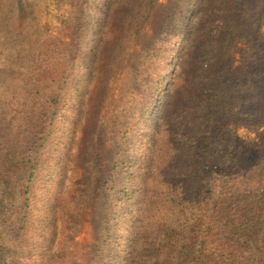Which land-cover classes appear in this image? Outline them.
Here are the masks:
<instances>
[{
  "label": "rangeland",
  "instance_id": "obj_1",
  "mask_svg": "<svg viewBox=\"0 0 264 264\" xmlns=\"http://www.w3.org/2000/svg\"><path fill=\"white\" fill-rule=\"evenodd\" d=\"M76 4L0 0V264H106L117 254L151 264L153 239L174 222L173 190L162 181L181 174L186 146L178 140L210 94L226 34L233 31L240 73L264 83V0H90L87 21ZM185 22L195 26L191 42ZM40 54L48 65L33 64ZM66 83L68 102L42 147L20 224L15 187L44 141L47 101ZM15 99L25 105L18 113L5 108ZM162 103L172 132L154 147ZM250 121L232 126L236 170L264 159V116ZM142 199L149 214L136 223L131 212Z\"/></svg>",
  "mask_w": 264,
  "mask_h": 264
},
{
  "label": "trees",
  "instance_id": "obj_2",
  "mask_svg": "<svg viewBox=\"0 0 264 264\" xmlns=\"http://www.w3.org/2000/svg\"><path fill=\"white\" fill-rule=\"evenodd\" d=\"M89 1L77 0L75 13L81 21L90 18ZM191 2L192 0H186L188 5ZM200 7L198 2L197 9ZM191 13L193 15L189 20L197 15V11ZM173 15V20L176 21L177 9ZM183 26L190 29L185 33V37L187 42H191L195 26L191 28L186 22ZM232 33L233 31L226 34V42L217 60L214 73L216 77L210 94L204 95V102L198 104L196 117L190 124L188 132L185 130V134L183 132L179 137L178 142L186 146L182 151L184 156L181 174L168 176V179L162 181L173 190L171 195L174 196L172 213L174 222L164 238L158 239L157 235L153 239L151 264H264V159L247 169L236 170L232 128L239 127L240 122L245 120L251 122L250 120L254 118L258 120L264 116V83L258 82L253 75L243 76V72L240 73L235 66L233 44L230 42ZM180 35L181 31L178 35H172V40L179 38ZM74 56L75 53H72V63ZM78 57L77 53L76 58ZM35 60L36 65L39 63L42 65L43 62L48 65L45 62L48 59H44L41 54L34 57L33 64ZM22 67L25 68L23 63ZM68 71L73 72V69ZM67 80L65 82H69V79ZM68 91L66 83L60 89V94L56 93L55 98L47 101L51 111L47 115L48 126L44 141L40 145L34 144L36 154L34 163L29 167L23 164V169L25 168L23 181L20 179L21 185L15 187L20 196V205L16 211L18 216L16 222L20 224L24 221L29 208L31 185L40 170L39 155L42 154V147L51 136V128L57 113L68 102L65 94ZM15 101L18 105L14 104V108L10 106L5 108L18 113L20 111L18 108H24L25 105L20 99ZM167 113L165 103H162L160 118L152 127L154 147H161L170 142L168 138L172 129L167 132L163 127L166 119H170ZM18 149V143L14 144L13 150ZM188 159L187 165L185 161ZM153 178L156 180L152 174ZM162 183L160 184L164 185ZM137 203L139 208L141 204L143 208L130 212L137 213L136 223H142L145 214H149V210L146 211L149 203L143 199ZM158 203L159 197L152 195V205L157 206ZM116 220L110 217L107 226L110 229L116 227L117 224L112 225ZM14 230L20 233L22 229ZM118 245L115 244L116 250ZM106 264H137V260L133 255L122 258L117 254Z\"/></svg>",
  "mask_w": 264,
  "mask_h": 264
}]
</instances>
